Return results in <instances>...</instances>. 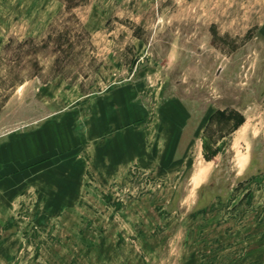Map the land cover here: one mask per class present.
Returning a JSON list of instances; mask_svg holds the SVG:
<instances>
[{"label":"rangeland","instance_id":"1","mask_svg":"<svg viewBox=\"0 0 264 264\" xmlns=\"http://www.w3.org/2000/svg\"><path fill=\"white\" fill-rule=\"evenodd\" d=\"M120 88L145 168L52 157L0 219V264H264V0H0V136Z\"/></svg>","mask_w":264,"mask_h":264},{"label":"crops","instance_id":"2","mask_svg":"<svg viewBox=\"0 0 264 264\" xmlns=\"http://www.w3.org/2000/svg\"><path fill=\"white\" fill-rule=\"evenodd\" d=\"M112 95V98L110 95L95 100V108L86 107V119H83L80 124H77L78 117L73 118L72 113L59 118H51L53 116L50 115L48 118L39 120V123L31 129L0 136V219H8L10 213L15 211L16 203L21 201L18 199L26 178L35 182L40 179L39 170L49 169L54 165V159L51 160L52 157L59 155L61 159L65 160L66 166L58 168V170H66L67 168L70 170L72 155L76 157L81 153L84 154V148L90 145L92 147L91 152L93 156H96L95 159L98 163L109 167L107 176H115L116 173L131 163L141 162L140 164L145 168L144 160L138 157L148 153V147L152 144L150 134H147V130H145V133L141 135L135 127L131 126L124 133L126 141L124 147L121 148L119 135L122 132H118L123 126L137 121L136 101L133 98L128 100V105L121 110L117 104H119L118 99L123 95L122 90L121 92L114 91ZM124 100L127 99L123 98L122 102ZM172 127L173 129L170 130L174 131V125ZM175 137V134L172 135V143ZM159 138H161L160 134ZM166 138L168 143L170 136L168 135ZM169 145L170 143L161 148V144H154V148L159 152L167 148L165 153H169ZM174 151L170 153H174ZM25 153L27 156H24ZM46 158H50L49 164L45 163L41 169L40 167H33V172L28 170L27 175H20V167L30 166ZM79 164L80 167L77 168V171L83 173L85 171V167L81 169L83 161L80 160ZM56 176L57 173L55 174L54 171L51 177ZM67 178L66 174L60 178L64 181V183L61 182L60 186L66 185ZM55 185L57 189L60 187L57 182ZM66 187L68 185L64 186V188ZM66 191L63 190V193L65 194Z\"/></svg>","mask_w":264,"mask_h":264},{"label":"trees","instance_id":"3","mask_svg":"<svg viewBox=\"0 0 264 264\" xmlns=\"http://www.w3.org/2000/svg\"><path fill=\"white\" fill-rule=\"evenodd\" d=\"M66 1H67V0H66ZM69 7H70V6H69ZM69 7H68V8H69Z\"/></svg>","mask_w":264,"mask_h":264}]
</instances>
